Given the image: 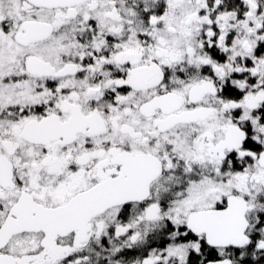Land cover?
<instances>
[{
    "label": "snow or ice",
    "instance_id": "1",
    "mask_svg": "<svg viewBox=\"0 0 264 264\" xmlns=\"http://www.w3.org/2000/svg\"><path fill=\"white\" fill-rule=\"evenodd\" d=\"M0 264H264V0H0Z\"/></svg>",
    "mask_w": 264,
    "mask_h": 264
}]
</instances>
